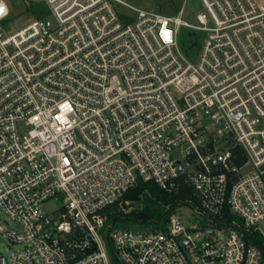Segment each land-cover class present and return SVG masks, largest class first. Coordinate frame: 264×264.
<instances>
[{"label":"built area","instance_id":"obj_1","mask_svg":"<svg viewBox=\"0 0 264 264\" xmlns=\"http://www.w3.org/2000/svg\"><path fill=\"white\" fill-rule=\"evenodd\" d=\"M44 1L53 20L9 33L0 0V209L20 226L0 218L19 246L0 264H264L245 240L264 220V0H200L196 25L184 7ZM180 180L192 197L165 229L106 225L138 181Z\"/></svg>","mask_w":264,"mask_h":264},{"label":"rangeland","instance_id":"obj_2","mask_svg":"<svg viewBox=\"0 0 264 264\" xmlns=\"http://www.w3.org/2000/svg\"><path fill=\"white\" fill-rule=\"evenodd\" d=\"M10 6V16L7 20L5 29L12 33L26 24L39 20H53L51 9L45 3L44 0H7ZM129 3L143 7V8H154L161 11L163 14L169 16H179V11L182 7L185 9V13L181 16L182 20L187 21L190 24H197V15L203 11V6L200 0H128ZM195 38L193 31L189 28L183 27L180 31V44L185 51L190 54L191 60L195 62L199 55L198 49L192 48V41ZM127 205L132 208H137L138 203H128L120 205L121 211H123ZM61 203L58 201H48L43 204L42 209L49 217H54L59 214ZM178 212L184 217L190 218L191 209L188 206L179 207ZM0 218L7 222L8 227L13 231H20V226L15 222L9 220L4 212L0 209ZM118 227H129L124 221H118L116 224ZM258 230L264 238V220L257 224ZM19 246L11 244L5 239H0V251L8 256L11 251L17 249Z\"/></svg>","mask_w":264,"mask_h":264},{"label":"trees","instance_id":"obj_3","mask_svg":"<svg viewBox=\"0 0 264 264\" xmlns=\"http://www.w3.org/2000/svg\"><path fill=\"white\" fill-rule=\"evenodd\" d=\"M192 197L191 189L180 180V188L177 192H166L152 182L138 181L137 185L127 191L122 199L126 202L138 203L137 208L127 207L121 211L119 203L107 209L106 225L116 224L124 221L129 227H151L153 230H163L167 226L168 217L171 211L183 204L187 198ZM130 210V211H129ZM245 240L255 245L262 253L264 259V238L259 232H247ZM110 245V244H109ZM112 253L113 264H119V260Z\"/></svg>","mask_w":264,"mask_h":264},{"label":"water","instance_id":"obj_4","mask_svg":"<svg viewBox=\"0 0 264 264\" xmlns=\"http://www.w3.org/2000/svg\"><path fill=\"white\" fill-rule=\"evenodd\" d=\"M130 211V210H129ZM45 223H47V221H45ZM121 228H119L120 230ZM132 231H135V232H145V233H150L152 232V228L151 227H131L130 228Z\"/></svg>","mask_w":264,"mask_h":264},{"label":"snow or ice","instance_id":"obj_5","mask_svg":"<svg viewBox=\"0 0 264 264\" xmlns=\"http://www.w3.org/2000/svg\"><path fill=\"white\" fill-rule=\"evenodd\" d=\"M0 11H3V9H2V8H0Z\"/></svg>","mask_w":264,"mask_h":264}]
</instances>
